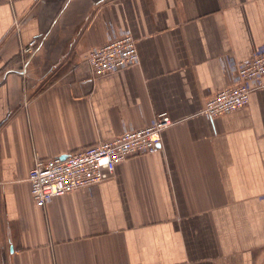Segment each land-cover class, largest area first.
<instances>
[{
	"label": "crops",
	"instance_id": "obj_1",
	"mask_svg": "<svg viewBox=\"0 0 264 264\" xmlns=\"http://www.w3.org/2000/svg\"><path fill=\"white\" fill-rule=\"evenodd\" d=\"M107 24L131 31L139 62L92 76ZM261 44L264 0H0V264H264V85L201 113L230 84L220 59ZM159 112L173 124L155 152L34 204L36 158Z\"/></svg>",
	"mask_w": 264,
	"mask_h": 264
},
{
	"label": "built area",
	"instance_id": "obj_2",
	"mask_svg": "<svg viewBox=\"0 0 264 264\" xmlns=\"http://www.w3.org/2000/svg\"><path fill=\"white\" fill-rule=\"evenodd\" d=\"M107 25L105 41L87 51L86 62L92 76L132 67L139 62L131 31L113 24ZM35 44L34 39L29 40L23 51L28 53ZM220 63L230 84L213 94L205 95L201 113L207 118L246 106L251 92L264 85L263 44L248 58L235 60L225 57L220 59ZM172 124L166 112H159L143 127L126 128L110 139L66 155L36 158L27 174L31 199L36 206L42 207L53 197L108 179L114 168L129 156L155 152L161 132Z\"/></svg>",
	"mask_w": 264,
	"mask_h": 264
}]
</instances>
